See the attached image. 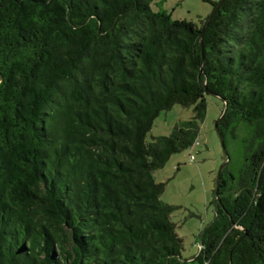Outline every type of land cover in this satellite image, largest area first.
Here are the masks:
<instances>
[{"label":"trees","instance_id":"1","mask_svg":"<svg viewBox=\"0 0 264 264\" xmlns=\"http://www.w3.org/2000/svg\"><path fill=\"white\" fill-rule=\"evenodd\" d=\"M153 1L0 0V264H264V0L199 24ZM206 95L225 148L249 136L184 260L154 172L197 143ZM175 105L193 118L147 142Z\"/></svg>","mask_w":264,"mask_h":264},{"label":"rangeland","instance_id":"2","mask_svg":"<svg viewBox=\"0 0 264 264\" xmlns=\"http://www.w3.org/2000/svg\"><path fill=\"white\" fill-rule=\"evenodd\" d=\"M217 1L219 0H154L151 9L153 12L164 10L171 14L173 20L199 24L200 20L211 13V2ZM205 99L207 111L200 124L197 145L172 155L162 169L154 172L155 181L165 185L161 201L174 207L171 220L182 239L181 257L184 260L198 255V235L214 217L212 202L217 176L226 166L232 170L239 168L242 148L249 136L247 126L241 124L235 131V138L228 136L225 148L217 131L224 104L213 95H206ZM193 116V106H173L154 121L146 141L152 142L156 137L170 136L178 122L188 121Z\"/></svg>","mask_w":264,"mask_h":264},{"label":"water","instance_id":"3","mask_svg":"<svg viewBox=\"0 0 264 264\" xmlns=\"http://www.w3.org/2000/svg\"><path fill=\"white\" fill-rule=\"evenodd\" d=\"M224 111H225V109H224ZM224 111H223V113H224ZM220 175H221V173H219L218 176H217L216 189L218 188V185H219ZM216 195H217V194H216Z\"/></svg>","mask_w":264,"mask_h":264},{"label":"built area","instance_id":"4","mask_svg":"<svg viewBox=\"0 0 264 264\" xmlns=\"http://www.w3.org/2000/svg\"><path fill=\"white\" fill-rule=\"evenodd\" d=\"M194 145H197V143H195ZM194 145H193V146H194ZM191 159H193V157H192V156H191Z\"/></svg>","mask_w":264,"mask_h":264}]
</instances>
